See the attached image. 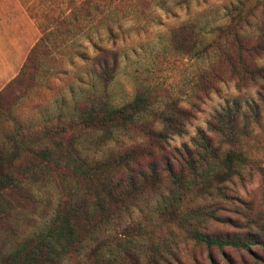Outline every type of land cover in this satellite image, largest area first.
Wrapping results in <instances>:
<instances>
[{"label": "trees", "instance_id": "obj_1", "mask_svg": "<svg viewBox=\"0 0 264 264\" xmlns=\"http://www.w3.org/2000/svg\"><path fill=\"white\" fill-rule=\"evenodd\" d=\"M235 16L245 22L238 11ZM240 28L226 31L220 43L201 44L194 52L195 58H206L208 66L195 77L190 99L199 101L227 72L252 78L264 71V61H259L264 58L263 34L250 39ZM53 29L38 38L18 74L0 90V223L16 235L14 197L20 192L31 195L32 181L39 188L58 181L60 192L54 202H47L48 217L39 227L14 239L8 252L0 251V264H67L87 246L94 257L98 252L102 264H171L177 260L174 250L180 241L217 250L264 245L257 235L263 220L260 229L255 226L258 231L243 237L208 235L202 230L218 221L216 212L240 198L233 187L243 180L244 170L255 165L246 150L251 132L248 115L240 106L225 108L206 122V129L197 130L190 144L168 151L167 139L183 132L191 115L187 108L196 102L190 100L183 107L177 104L179 99H169L154 109L151 94L157 87L141 84L129 101L112 106L105 88L113 78L118 52L113 45L104 48L94 43L93 75L105 87V96L89 95L79 103L85 109L77 105L75 115L57 114L52 118L55 123L46 119L41 128L13 115L27 89L35 85L31 72L39 64L38 49L49 50L43 42ZM221 66L227 71H220ZM23 79L27 86L21 87ZM14 85L17 90L11 96L7 90ZM245 109L252 113L255 106L248 104ZM76 121L99 132L95 140L101 139L105 148L99 152L76 148L78 136L67 134V127ZM261 178L264 181V173Z\"/></svg>", "mask_w": 264, "mask_h": 264}, {"label": "rangeland", "instance_id": "obj_2", "mask_svg": "<svg viewBox=\"0 0 264 264\" xmlns=\"http://www.w3.org/2000/svg\"><path fill=\"white\" fill-rule=\"evenodd\" d=\"M19 2L25 7H16L15 0H0V90L18 74L38 38L54 28L43 42L49 50L38 49L39 64L37 70L31 72L36 87L27 89L13 112L19 121H33L41 128L43 121L55 118L57 114L63 117L75 115L77 105L85 109L84 104L79 103H85L89 95L100 96L105 88H101V83L93 75L96 65L92 58L96 52L92 44L104 48L113 45L118 52V60L113 78L105 88L112 106L129 101L141 84L157 87L151 94L156 101L154 109H160L169 99H179L177 104L183 107H188L186 104L190 100L196 102L187 108L191 115L184 122L183 132L167 139L168 151L190 144L197 130L206 129V122L213 121L216 114L227 107L240 106V110L248 115L251 132L246 150L250 153L251 162L255 163L254 168L247 167L243 180L233 187L240 198L233 200L227 210L216 212L218 221L210 222L202 230L208 235L243 237L249 231H258L255 226L260 229L261 221H264V181L261 178L264 173V71L252 78L229 76L227 72L215 84V89L204 93L199 101L190 99L188 95L194 90L199 71L208 66L206 58L193 56L201 44L220 43L226 31H236L241 27L250 39L254 34L262 33L264 46V0ZM236 11L245 22H239ZM46 24L50 25L43 30ZM94 27L98 28L97 32ZM174 39H177L175 44ZM188 47H192V51ZM259 61L262 63L264 58ZM220 71L227 69L221 66ZM26 81L23 79L21 87L27 86ZM16 90L14 85L7 93L13 96ZM195 91V94H200L197 86ZM248 104L255 106L254 112L246 111ZM51 122L55 123V120ZM74 125L67 127V134L78 136L74 138L76 148L97 152L105 148L101 139L95 140L99 132H91L79 121ZM32 182L31 195L20 192L18 197H14L13 206L18 207L16 235H10L6 226L0 223L2 253L9 251L14 239L39 227L45 213L49 212L47 202H54L60 192L58 181L42 188L38 187L39 183ZM261 228L262 232L257 235L263 241L264 227ZM177 245L174 250L177 260L173 259L171 264H264V245H252L249 250L206 249L190 241H180ZM90 248L87 246L82 255L67 264H102L98 252L94 257Z\"/></svg>", "mask_w": 264, "mask_h": 264}, {"label": "crops", "instance_id": "obj_3", "mask_svg": "<svg viewBox=\"0 0 264 264\" xmlns=\"http://www.w3.org/2000/svg\"><path fill=\"white\" fill-rule=\"evenodd\" d=\"M15 2H16V7H21V8L25 7L24 5L20 4L19 0H15Z\"/></svg>", "mask_w": 264, "mask_h": 264}]
</instances>
